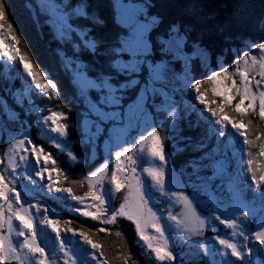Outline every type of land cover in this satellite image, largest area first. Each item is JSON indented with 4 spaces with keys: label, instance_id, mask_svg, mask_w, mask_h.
<instances>
[{
    "label": "snow or ice",
    "instance_id": "1",
    "mask_svg": "<svg viewBox=\"0 0 264 264\" xmlns=\"http://www.w3.org/2000/svg\"><path fill=\"white\" fill-rule=\"evenodd\" d=\"M40 3L52 6L49 9L52 16L51 22L56 37L61 42H67L73 35L75 36V40L72 41L75 56L68 57L61 53V58L64 61V69H71V81L76 90L75 99L83 104L82 119L89 122L83 138L78 142L91 145L92 152L95 153L97 143L103 137L107 157L110 158L113 154L115 156V168L110 169L109 160L106 158L105 162L91 175L74 178L59 165L52 153L46 152L42 145H36L26 133L15 138L12 147L16 150L15 155L18 156V160L7 157V163H5L4 159H0V165H4V169L0 171V264H13L14 261L24 264L29 258H31V264H55L56 258L53 253L57 248L63 253V264H90L91 261H95L96 264H107L106 260L102 262L96 254L100 246L86 235L85 231L77 233L68 227L73 223L72 220L57 218L47 205L27 198L29 193L22 192L18 182V168L21 164L25 166V175L34 186L38 184L40 189L46 190V194L56 199L70 198L84 206L83 208L73 207V212H79L81 216L90 217L94 221L99 220L105 225L115 223L118 217L131 221L139 233V238L160 261L168 260L175 264L178 260L173 250V225H175V234L189 233L185 240H191L192 236L207 239L203 237V233L210 227L215 228V225L211 223L214 219L220 225L232 229L234 236L244 235V238L248 239L242 229L241 221L254 217L256 212L249 208L246 193L231 177L228 170L229 152L232 153V158H235L237 151L245 152L244 149L233 145L232 138L236 134L243 137L242 144L248 146L249 150L257 147L255 141H260L264 136V129L259 134H254V139L242 131L246 128L244 121L248 116H258L261 121H264V42L246 44L242 55L238 54L233 61L234 72L219 65L220 70H210L207 79L194 81L185 71L182 89L169 90L168 86L175 80L172 65L177 61L185 70L189 68L194 58L201 61L205 68H210L211 53L200 40L190 38L193 31L191 25H185L182 28L179 23H173L166 30L155 32L153 36V32L161 23V17H149L138 9L134 11L128 9L122 0H114L113 7L121 9L115 22L122 31L115 40L108 43L93 35L92 25L102 27L104 21L97 14L88 13L86 2L71 9H68L65 3L57 5L56 0H40ZM72 18L86 19L89 25L74 26L70 22ZM0 22H2L0 23V58H6L8 62L13 63L18 60V64L22 65L21 75L27 81V87L22 95H29L34 90H38L37 95L55 96L59 99L58 85L47 70L34 63V58L30 59L28 55L21 54L19 48L14 53L11 52L15 42L21 37L13 22L9 21L6 0H0ZM261 25L264 26V21ZM9 37L13 41L12 44L8 43ZM223 39L227 42L232 37L225 35ZM82 51L88 52L93 58H107L109 71L92 76L90 74L92 66L79 58ZM156 55L160 58L151 59ZM217 60L219 61V57ZM242 63L243 69H241ZM142 74L145 75L143 82L139 79ZM237 75L239 80L234 78ZM257 76L259 79H256ZM120 77L124 79L119 84L114 83ZM202 85L211 87L214 98H205V89ZM137 86L139 92L136 99L124 105L122 101L127 90ZM189 89H194L195 100L203 105L202 109L197 110L185 104L183 100H176L177 91ZM93 92L96 93L95 98L91 95ZM157 97L160 98L159 105H157ZM215 97L220 98L219 102ZM233 101H236L234 106ZM16 102L23 106L21 96L17 97ZM181 105L184 108L182 113L177 111ZM228 109H231V112L227 111ZM43 111L51 110L41 109L30 99L25 115H36L35 123L42 126L41 130L47 142L54 144L61 151H66L70 125L58 123V121L67 120L68 117L55 111L44 116ZM194 111L197 114L196 122L190 123L189 127L195 129L201 123L205 127L201 142L195 145V150L202 151L203 155L199 158V162L194 160L189 161L188 164L199 183H192L193 192L188 195L178 181L175 170L169 167V157L172 153L166 152L165 142L173 141V146H176L175 137L183 131L179 127V121L187 119ZM153 113L166 114L168 119L154 121L151 126L145 122V132L140 133L138 140L132 141V144L126 147V134L133 121H136L139 128L144 117ZM233 113L236 115L234 116ZM172 116L176 117L175 123L171 121ZM49 121L55 126L49 125ZM251 124V119H248L247 125ZM157 129H169L173 135L162 139ZM232 130L235 132L233 133ZM49 131L56 133L60 139L48 136ZM185 139L190 140L191 137H180V140ZM60 140H64L65 143L61 144ZM210 142L212 147L204 151ZM137 143L141 146L148 144L147 154L153 160L159 161L157 167L141 166L140 157L136 154ZM176 150L183 151L182 148ZM140 151H144L143 147ZM69 155L73 162L78 161L76 155L71 152ZM246 155L251 157L252 152L247 151ZM258 155L264 157V143L259 145ZM122 158L124 163L121 162ZM238 163L247 165L246 171L252 173V182L256 185L264 202V187H261L264 185V170L257 179L251 158H241ZM201 172L209 174L202 176L199 175ZM145 173L151 179V184L146 182ZM60 177L73 186L83 187L87 183V191L83 195H76L72 187L61 186ZM216 180H220L221 183L213 187L212 182ZM105 181L111 187H105ZM122 189L126 190V194L123 197V203L116 208L111 203V197L114 192L119 193ZM153 189L158 190L162 196H167L169 200L176 198L177 201L182 202L186 210L184 216L169 212L166 219L172 224L163 223L162 217L158 214L159 209L153 201ZM197 192L201 195L197 196ZM196 203L211 205L214 209L213 216L200 215L194 207ZM41 213L40 224L55 233V243L51 251L41 242L44 233L34 222L35 217L41 216ZM260 215L264 217V207ZM13 221H17L18 225H14ZM62 224L65 234L71 232L73 237L79 235L84 244L89 245L93 251L88 252L85 249L78 253L69 248L66 239L61 235ZM148 229L157 235L149 234ZM237 229L241 231L238 233ZM98 231L106 232L107 229L101 227ZM13 234L16 237L15 241L12 239ZM115 235L120 237L121 233L116 232ZM255 238L264 244V219H261L258 224ZM153 240H161L163 244L154 246ZM212 240L220 245V249L211 251L208 244L202 240L193 242L194 246L201 250L200 255L210 258L209 264H219L215 259L217 254L224 258L223 264H231L229 255L237 260H243L244 249L238 247L236 243L218 236H213ZM124 264H127V260Z\"/></svg>",
    "mask_w": 264,
    "mask_h": 264
},
{
    "label": "trees",
    "instance_id": "2",
    "mask_svg": "<svg viewBox=\"0 0 264 264\" xmlns=\"http://www.w3.org/2000/svg\"><path fill=\"white\" fill-rule=\"evenodd\" d=\"M139 4L149 5L152 4L151 10L152 16L161 17V23L159 27L153 32V36L157 31H164L170 24L179 23L183 28L185 25H191L193 31L190 34V38L193 40H200L202 45L206 47L211 53V66L209 69L203 66V63L197 59H193L189 66L190 74L195 81L196 79H207L208 72L210 70H219V65L222 63L230 68L234 69L233 61L237 55H242L244 48L240 44H244L249 41L253 44L258 42H264V26L261 22L264 21V0H134ZM36 0H6L7 3V15L10 22H13L20 40L15 42V46L11 49L14 53L17 48L21 54L28 55L29 58H34V63L47 70L50 73L51 78L57 83L60 92V98L56 99L55 96L47 97L43 95H37L38 90H34L29 95H22L19 92H24L27 86V81L24 79L22 65L8 62L6 59L0 62V159L6 160L8 151L10 150V142L13 137H19L22 133H26L31 137L36 145H42L46 152L52 153V155L58 160L59 165L66 170L74 178H84L89 171L96 167L97 163L90 165L92 147L88 144H81L80 141L83 138V133L86 130L87 121L82 119V113L84 111L83 104L75 99L76 90L71 81V69L65 70L63 67L64 61L61 58V53L68 57H74L72 42H61L53 33L52 28L47 23V17L44 16L39 9V6L35 3ZM86 2L88 5L87 11L89 14H97L103 21L104 25L95 26L92 25L93 35L97 39H103L108 43H111L120 34L122 29L118 27L115 19L117 12L113 7V0H56V4L65 3L68 9H71L78 4ZM71 24L74 26H88L89 21L83 18H72ZM2 23V22H0ZM6 27V26H5ZM230 35L232 39L225 41L223 37ZM73 38V39H72ZM72 41L75 40L73 35ZM13 41L9 37V44ZM251 43V44H252ZM236 48L240 53H233ZM219 57V61L217 60ZM79 58L87 62L92 66L90 74L96 76L99 72L107 73L109 71L107 67V58L96 57L93 58L88 52L82 51L79 54ZM159 55L152 57L151 59H159ZM14 64L16 66H14ZM179 76L178 83H181L180 74L184 73V68L179 61L172 65ZM145 76V75H144ZM142 77V76H140ZM12 78L16 79L14 84L9 83ZM30 79V78H29ZM124 78L120 77L119 80L114 83L119 84ZM143 82L145 78H140ZM34 89V86H32ZM205 89V98H214L212 95L211 87L209 85H202ZM20 89V90H19ZM19 90V91H17ZM93 98L96 97V93L91 94ZM138 95V88L128 91L125 96L128 100L125 101V105L136 99ZM194 89L188 91L180 90L177 100H183L185 104L190 107H194L199 110L203 108V105L199 104L198 100H195ZM21 96L23 100V106L16 102L17 97ZM36 105H39L41 109H50L51 111L63 113L68 117L67 120H59V123H65L70 125L69 137L67 138L68 147L74 155L78 157L77 162L71 160V156L61 152L53 144L47 142L43 137L41 125L35 123L37 119L36 115H25L26 110L29 107V100ZM219 102L218 97H215ZM160 103V100H159ZM158 103V104H159ZM236 101H233V106ZM215 107V105H213ZM51 111H43L42 115L48 116ZM178 112L184 111L183 105L177 109ZM227 111L231 112V109ZM204 115H208L204 113ZM235 116L236 114L233 113ZM166 114H156L154 116L156 121L162 119L167 120ZM18 117V119H17ZM167 118V119H166ZM197 114L192 112L187 119L179 121V127L183 129L173 141L165 142V148L168 153H174L175 164L181 166V170L184 172L183 182L189 194L193 192L192 183H199L196 179V175L193 174V170L188 166L189 161L199 162V158L203 155L202 151L195 150L197 142H201V136L205 125L200 124L195 129L190 128L189 124L196 122ZM159 119V120H158ZM251 119L252 124L247 125V120ZM238 120V117H237ZM172 123H175L176 117H171ZM51 121L48 122L51 125ZM246 128L245 131L250 138L254 139V134H259L264 129V121H261L258 116H248L244 121ZM162 134V133H160ZM159 134V135H160ZM166 135H173V133L167 129ZM169 134V135H168ZM180 137H191L190 140H180ZM237 141L235 147L242 148L245 152H240V156L237 155L232 158V153L229 152L230 163L229 167L235 168L236 163L241 158L253 160L252 168L256 173V178L264 170V157L258 155L259 145L264 143V136L260 141H255L257 147L248 149V146L242 144L243 137L235 135ZM72 141H77L73 143ZM238 142V143H237ZM212 147L210 142L207 149ZM177 148H182L183 151H177ZM247 151L252 152V156L246 155ZM243 156V157H242ZM205 163H207L205 161ZM51 166V165H49ZM247 167V166H246ZM233 172V171H232ZM209 173L201 172L199 175H208ZM55 175V174H54ZM244 181V187L250 188L252 182V173L247 172L242 175ZM38 181V178H36ZM61 186L72 187L76 195H83L87 191V183L83 187L73 186L70 183L64 182L63 177H60ZM23 184L30 193L41 195L43 203L48 207L53 208L55 212L63 220H72L73 223L69 226L77 233L85 231L86 235L100 246V250L97 251L99 258L102 261H107V264H124L127 260V264H164L158 262L154 254L151 253L143 245L141 239L138 236L136 227L125 218H119L115 223L105 225L101 224L99 220H92L91 218L83 217L79 214L74 215L70 212L71 207L83 208V205L77 204L75 201L69 199H56L51 195L41 194L39 191L34 190L35 187L31 185L27 178H23ZM213 183V187L221 183L220 180H216ZM254 187V186H253ZM120 194V198L116 202L115 207H119L123 203V197L126 194ZM251 192L249 194H251ZM223 195V193H220ZM197 195H200L197 192ZM252 196H248L251 198ZM259 192H256L255 200L260 202ZM264 206V202H262ZM106 228V232H99V228ZM116 232H120L121 236L117 237ZM63 236V233H61ZM81 238L79 235H77ZM42 242V239H41ZM43 243V242H42ZM261 244V243H259ZM260 256L262 254L264 244L259 245ZM258 247V246H256ZM102 253V254H101ZM130 256V259H129ZM199 264H209V259L201 256ZM191 262L189 264H195Z\"/></svg>",
    "mask_w": 264,
    "mask_h": 264
},
{
    "label": "rangeland",
    "instance_id": "3",
    "mask_svg": "<svg viewBox=\"0 0 264 264\" xmlns=\"http://www.w3.org/2000/svg\"><path fill=\"white\" fill-rule=\"evenodd\" d=\"M113 2H114V0H113ZM35 3L37 4V6H39L40 12L44 16L47 17V23L52 28L53 33L56 36L55 29H54L53 24L51 22L52 21V16H51V13L49 11V9L52 6L51 5L41 4L40 0H36ZM122 3L130 10L134 11V10L138 9L144 15H147L149 17L152 16L151 15L152 14L151 10L153 9L152 4H149L147 6V5H144V4H139V3L135 2L134 0H122ZM115 10H116L117 16H118V14L121 11V9L115 8ZM72 39H70L69 41L72 42ZM251 43L249 41H247L244 44H240V47L244 46V45L246 46V44H251ZM239 49H243V48H236L235 50H233L234 51L233 53H240ZM244 50H245V48H244ZM222 65L224 67H226L223 63H222ZM210 66H211V62H210ZM243 67H244V65L242 63L241 64V69H243ZM172 68H173V72H174V75H175V80L173 81V83L171 85L168 86L169 90H171L172 88L182 89V82H183V78H184V75H185V71H187L188 75L191 76L190 71H189V69H187V70L184 69V73L180 74L181 75L180 76L181 83H178L177 79L179 78V76L176 74V71H175L173 66H172ZM207 69H209V68H207ZM228 69H229L230 72H234L235 71V66H234V69H232V70L230 68H228ZM250 71H255V70L254 69H250ZM141 76L142 77H139V79L140 78H145L144 74H142ZM234 78L239 80V76L238 75L235 76ZM256 79H259V76H257ZM141 82H142V80H141ZM134 88H138V92H139V87L138 86L128 89L127 92L130 91V90H133ZM179 92L180 91H177L175 93L176 100H177V97H178L177 95H178ZM126 100H128V99L125 96L124 100L122 101V103L124 105H125V101ZM156 100H157V105H159L158 103H159L160 98L157 97ZM149 104H151V101H149ZM156 114H159V113H153L151 115H148V116L144 117V121L141 122L139 128L137 127L136 121H133L131 127L129 128V130H128L127 134H126L127 135V143L125 144L126 147L130 146L132 144V141L138 140L140 133L145 132V122L149 126H151L154 123V121L155 122H159V121H156V118L154 117V116H156ZM166 117L168 118V116H166ZM58 123H59V121H58ZM88 123L89 122L87 121V126H88ZM50 124L53 127L55 126V125H52V123H50ZM105 127H107V125H105ZM157 130H158V134L162 133L163 135H166L165 131L167 129H157ZM232 132L234 133L235 130H232ZM162 134H160V135H162ZM236 135L238 136V134H236ZM48 136L56 138L58 140L60 139L57 136L56 133H51L50 131L48 132ZM43 137H44V135H43ZM15 138H19V137H13V139L11 140L10 147H9L10 150L8 151L7 157H11L13 160H18V156L15 155V151L16 150H14L13 147H12V144L15 143ZM236 141H237V139H236V137L234 135L233 138H232L233 145H235ZM170 142H172V141H170ZM60 143L64 144L65 141L64 140H60ZM50 144H52V143H50ZM135 147H136V150H137L136 154H137L138 157H140V163H141L142 167L151 168V167H157L159 165V161L158 160H153L150 156H148L147 151H146V149L148 147V144H145L144 146H141V145H139L137 143ZM142 147L144 149L143 152L140 151ZM165 150H166V148H165ZM61 152L66 153V154L69 155V152H72V151L70 150V147H68L66 151H61ZM166 152H167V150H166ZM173 154L169 157V167L171 169L175 170V172L177 174L178 181H180L181 186L184 187L185 194L190 195L188 193L187 189H186V186L184 185V182H183V176H184L183 173L184 172L180 169L181 166L178 165V163L175 164V161H174L175 158H173ZM237 155L240 156V152L237 151ZM90 158H91L90 159L91 160L90 165H93L95 163H97V165H96L95 169L92 168L85 177L91 175L94 171H96L105 162L106 158L109 160L110 169L114 170V168H115V156L113 154L110 158L107 157V151H106L105 145L103 143V137H101L100 140L98 141L95 153L92 152ZM121 162L124 163L123 158H122ZM5 163H7V158L5 160ZM231 166L230 167L228 166V170L231 173V177L234 179V182L239 187H241L244 190V192L246 193L249 208L254 209L255 212H256V215L254 217H250L247 221H241L242 229H243L244 233L247 234L248 239H245L244 235H239L238 234V235L234 236L232 234V232H233L232 229H229V228L224 227L223 225H220L219 222L215 221L214 219L211 220V223L213 225H215V228L213 229V228L210 227L203 233V237H206L207 239H203L202 237H198V236H192L191 240H185V237L188 236L189 233L182 232L180 234H175V225H173V234H174L173 250H174L176 256L178 257V260L175 262V264H181V262H182V264H189L191 262H195V261L201 259V256H203V255L199 254L201 252V250L198 247L194 246V243H193L196 240H202V242L207 243L208 246H209V249L211 251H216V250L220 249V245L212 240L213 236H218L220 238L228 239L229 241H231L233 243H236L238 247H241V248L244 249V258H243V260H237L235 257H230V255H229V259L231 261V264H264L263 257L260 256V251H259V247H260L259 245H261V244H259L260 242L257 241L256 238H255V231L257 230L258 224H259L261 219H264V217H262L260 215L261 209H262V207H264V206H262V204H263L262 200L260 199V202L255 200L256 192H258V191H257L256 185L254 183L250 184V186L253 189V192L250 191V188L247 189L246 187H244V184H243L244 181L243 180L249 181V179H243L241 177H242V175L244 173L245 174L247 173V171H246V168H247L246 166L247 165H240L239 163L238 164L236 163L235 168H232L233 172L230 170ZM3 169H4V165H0V171H2ZM18 173H19V181L18 182H19V185L21 186L22 192L29 193L27 198L33 200V202H37L38 201L41 204L47 205V204L43 203V200H41V198H40L41 195H36L34 193H30L29 190L26 189L25 185L23 184V182H22L23 178H27L28 182L31 185H33L32 181L25 175V166L23 164H21L20 167L18 168ZM144 176H145L146 182L148 184H151V179L149 177H147L146 173L144 174ZM33 187H35L34 190L39 191L41 194L46 195V190L40 189L38 187V184L36 186L33 185ZM105 187H111L110 185L107 184V181H105ZM261 187H264V185H261ZM124 190L125 189H122L121 192H119V193L114 192L112 194L111 203H112V205L114 207H115L114 204H116V202L120 198V194L124 193L123 192ZM250 192H251V194H249ZM200 195H197V196H200ZM248 196H252V197L248 198ZM202 198L203 199H207V197H202ZM153 201L155 202L156 206L159 209L158 214L162 217V222L165 223V224H172L171 221H168L166 219L168 214H169V212H171L174 215L181 216V217L184 216V214H185L186 210H185L184 205H183L182 202L177 201L176 198H172L171 200H169V198L167 196H162L159 193V191L156 190V189H153ZM47 207H48V205H47ZM194 207H195L196 211L202 216H207V217H212L213 216L214 209H213V207L211 205H201L199 203H196V204H194ZM48 208L52 210V212L54 213V215L57 218L62 219L55 212V210L53 208H50V207H48ZM76 208H79V207H76ZM116 208H118V207H116ZM72 209H73V207H71L70 212H73ZM92 210L94 211V209H92ZM73 214L76 215V214H79V212H73ZM86 218H90V217H86ZM119 218H124V217H118L117 220ZM41 219H42V213H41V216L35 217L34 222H35L37 228L44 233V236L41 237L43 244H45L47 246L48 250L51 251V249H52V247L54 246V243H55V233L51 232V230L49 228H47L44 225L40 224V220ZM129 222H131V221H129ZM13 223H14V225H18L17 221H13ZM60 228H61V233H63V237L66 239L67 246L69 248L76 250L78 253L84 251L85 249H87L88 252H92L93 251L89 245H85L84 244L82 238H79L78 236L73 237L71 232H68L67 234H65L64 225L63 224L60 226ZM136 231H137V229H136ZM236 231L239 233L241 231V229H237ZM137 233H138V231H137ZM148 233L151 234V235H154V236L157 235L151 229H148ZM138 236H139V233H138ZM45 237L47 239H45ZM12 239L14 241L16 240V237H15L14 234L12 235ZM142 243L147 248V250H149L151 253L154 254V252H152V250L150 248H148L147 244L144 241H142ZM152 243H153L154 246H156L158 244L162 245L163 241H161V240H153ZM256 246H258V247H256ZM249 250H251V251L249 252ZM262 254L264 255V248H263ZM53 256L56 258L55 264H63L64 256H63V253L61 251H59L58 248L53 253ZM97 256L99 257L98 254H97ZM154 256H155V254H154ZM206 258L210 259L209 257H206ZM215 259L219 262V264H223V260H224L223 257H221V256H219L217 254L215 256ZM14 262L19 264V262H16V261H14ZM158 262H162L164 264H173V262L168 261V260H164V261L158 260ZM24 264H31V258L26 260L24 262ZM90 264H96V262L95 261H91ZM195 264H199V262H195Z\"/></svg>",
    "mask_w": 264,
    "mask_h": 264
},
{
    "label": "water",
    "instance_id": "4",
    "mask_svg": "<svg viewBox=\"0 0 264 264\" xmlns=\"http://www.w3.org/2000/svg\"><path fill=\"white\" fill-rule=\"evenodd\" d=\"M13 264H17V263L13 262Z\"/></svg>",
    "mask_w": 264,
    "mask_h": 264
}]
</instances>
